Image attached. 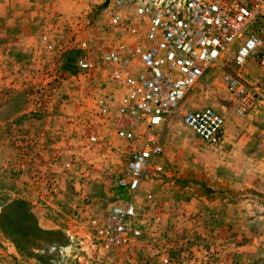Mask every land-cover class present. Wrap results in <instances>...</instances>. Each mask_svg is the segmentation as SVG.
Segmentation results:
<instances>
[{"label": "rangeland", "instance_id": "1", "mask_svg": "<svg viewBox=\"0 0 264 264\" xmlns=\"http://www.w3.org/2000/svg\"><path fill=\"white\" fill-rule=\"evenodd\" d=\"M105 1L0 0V264H264V104L232 116L223 80L261 74L237 69L231 51L160 129L132 197L140 237L108 253L95 242L90 219L130 196L116 186L122 144L94 112L91 79L106 69L75 65L114 40ZM203 106L224 116L219 146L181 122Z\"/></svg>", "mask_w": 264, "mask_h": 264}, {"label": "built area", "instance_id": "2", "mask_svg": "<svg viewBox=\"0 0 264 264\" xmlns=\"http://www.w3.org/2000/svg\"><path fill=\"white\" fill-rule=\"evenodd\" d=\"M105 3L114 40L99 60L79 59L75 65L79 71L94 70L98 63L106 69L105 75L91 79L94 112L98 124L122 144L119 155L124 164L116 186L130 196L117 199L89 221L95 242L108 253L140 237L133 194L151 160L161 153L160 129L196 81L230 51L237 69L252 59L264 72V0ZM233 74L237 73H224L223 80L231 94V115L242 117L264 104V83L241 82ZM181 122L208 146L222 141L224 116L212 107L187 110ZM96 140L91 132L88 141ZM103 169L110 172L107 165Z\"/></svg>", "mask_w": 264, "mask_h": 264}, {"label": "crops", "instance_id": "3", "mask_svg": "<svg viewBox=\"0 0 264 264\" xmlns=\"http://www.w3.org/2000/svg\"><path fill=\"white\" fill-rule=\"evenodd\" d=\"M246 66H248L250 68V73H253V75H256V74H261V76L263 77L264 76V72L262 70V68L256 64H254L253 60H249L247 63H246ZM261 76H255V77H252L253 79H258L260 78ZM261 79V78H260ZM254 110V109H252ZM251 110V111H252ZM224 133H225V130H224ZM224 133H223V138H222V141L220 142V144L223 142V139L225 138V140L227 139L226 137H224ZM219 146V145H218Z\"/></svg>", "mask_w": 264, "mask_h": 264}, {"label": "trees", "instance_id": "4", "mask_svg": "<svg viewBox=\"0 0 264 264\" xmlns=\"http://www.w3.org/2000/svg\"><path fill=\"white\" fill-rule=\"evenodd\" d=\"M40 231V230H39Z\"/></svg>", "mask_w": 264, "mask_h": 264}]
</instances>
